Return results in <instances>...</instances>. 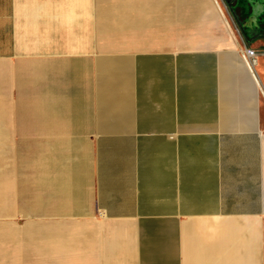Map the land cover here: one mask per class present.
I'll return each instance as SVG.
<instances>
[{
	"label": "crops",
	"instance_id": "1",
	"mask_svg": "<svg viewBox=\"0 0 264 264\" xmlns=\"http://www.w3.org/2000/svg\"><path fill=\"white\" fill-rule=\"evenodd\" d=\"M212 8V0H0V137L12 138L1 132L15 123L26 136L53 138L50 164L73 172L48 181L76 207L90 176L77 154L93 150L90 216L101 218L102 243L84 237L105 252L81 264H264V33L245 23L231 32L234 45L216 47L168 32ZM56 144L70 160H59ZM30 226L41 255L47 234L76 237L77 228Z\"/></svg>",
	"mask_w": 264,
	"mask_h": 264
},
{
	"label": "rangeland",
	"instance_id": "2",
	"mask_svg": "<svg viewBox=\"0 0 264 264\" xmlns=\"http://www.w3.org/2000/svg\"><path fill=\"white\" fill-rule=\"evenodd\" d=\"M212 4V10L201 9L199 21L194 26L173 27L168 31L169 34L176 39L189 37L197 45L220 47L234 45L231 32L238 35L239 31H245V23L248 31L257 30L260 25V33H264V3H259L257 0L253 6L254 10L252 4L246 3L245 0H214V2L212 0ZM257 18L258 22L249 29ZM222 35L227 37L211 38ZM106 45H108L107 41L99 36V46L104 49ZM12 102L18 103V101ZM7 113L9 112L4 111L2 115L6 116ZM2 125L5 126L4 123ZM14 125L15 123L11 124V129L7 128V131L1 132L11 135L12 138L0 137V264H81L92 256L101 258L104 249H91V242L102 243L101 235L98 236L101 231L99 226L101 218L96 217L97 215L90 216L97 211L92 191L94 180L92 147L88 146L87 154L85 152L77 154L81 162L78 164L79 173L81 167L88 166L90 176L79 183L76 207L71 192L54 189V186L50 185L51 180L48 181L54 175L57 178H66V175L70 177L73 172L71 169L73 165L50 164L52 157H56L55 152L50 153L54 139L26 136L24 130L16 129ZM44 143L46 146H43ZM54 149L62 152L59 160H70L69 147H60L56 144ZM41 156L46 158V164L49 163L44 170L41 168ZM65 166L68 169H65ZM42 176L49 185H40L39 180ZM69 189L73 192L74 188L70 186ZM25 207L27 211H23ZM29 220L46 225L47 231L54 226H62L64 230L77 228L72 232V235L76 236L75 240L73 239L74 243L67 244L66 237L59 234H55L50 240L49 233L43 244L46 249L45 254L41 255L42 242L34 245L30 238L32 226L23 228L25 222ZM26 231L29 234H26ZM87 232L92 235L91 242L84 237ZM50 248H53L55 253L51 254Z\"/></svg>",
	"mask_w": 264,
	"mask_h": 264
},
{
	"label": "built area",
	"instance_id": "3",
	"mask_svg": "<svg viewBox=\"0 0 264 264\" xmlns=\"http://www.w3.org/2000/svg\"><path fill=\"white\" fill-rule=\"evenodd\" d=\"M256 54V51L254 49H250V48H247L245 50V55L251 59V61L253 62L254 61V56Z\"/></svg>",
	"mask_w": 264,
	"mask_h": 264
},
{
	"label": "bare ground",
	"instance_id": "4",
	"mask_svg": "<svg viewBox=\"0 0 264 264\" xmlns=\"http://www.w3.org/2000/svg\"><path fill=\"white\" fill-rule=\"evenodd\" d=\"M215 1H216V0H215ZM216 3H217V2H216ZM257 20H258V19H256L255 21H253V22L251 23V25H250V27H249L250 29H251L252 27H254V24L257 23ZM26 209H27V207H25V210H23V211H27Z\"/></svg>",
	"mask_w": 264,
	"mask_h": 264
},
{
	"label": "flooded vegetation",
	"instance_id": "5",
	"mask_svg": "<svg viewBox=\"0 0 264 264\" xmlns=\"http://www.w3.org/2000/svg\"><path fill=\"white\" fill-rule=\"evenodd\" d=\"M253 6H254V5H253ZM253 8H254V7H253ZM253 10H254V9H253ZM252 12H253V11H252ZM250 15H251V14H250ZM247 18H248V17H247ZM247 18H246V19H247Z\"/></svg>",
	"mask_w": 264,
	"mask_h": 264
}]
</instances>
